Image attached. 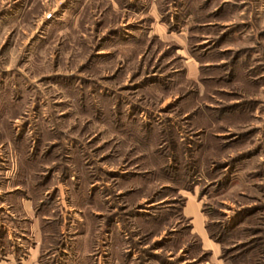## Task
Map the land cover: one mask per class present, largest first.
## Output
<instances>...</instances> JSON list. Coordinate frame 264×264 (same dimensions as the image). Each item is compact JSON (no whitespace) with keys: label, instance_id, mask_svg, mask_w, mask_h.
Listing matches in <instances>:
<instances>
[{"label":"rangeland","instance_id":"374dc122","mask_svg":"<svg viewBox=\"0 0 264 264\" xmlns=\"http://www.w3.org/2000/svg\"><path fill=\"white\" fill-rule=\"evenodd\" d=\"M26 214L40 264H264V0H0V224Z\"/></svg>","mask_w":264,"mask_h":264},{"label":"crops","instance_id":"0c3cea01","mask_svg":"<svg viewBox=\"0 0 264 264\" xmlns=\"http://www.w3.org/2000/svg\"><path fill=\"white\" fill-rule=\"evenodd\" d=\"M26 201L27 202L24 203L26 205H23V209L26 208L27 211L28 210L30 211L32 209V203L30 200L29 201L26 200ZM10 216H12L14 219H16L15 218L16 215L14 214V212H11ZM27 219H29L30 222L26 221ZM19 220H21V221L20 222L11 221L12 223H15V224L18 223V225H14L13 228L9 227V225H7L6 221L1 222L0 225L5 226V231H6L5 233L8 234V235H6L7 237H11V235H13L14 233L12 230L9 231L6 229L10 228V229L16 230V228L17 229L21 228L24 231H28L27 233H29L31 235L29 238L30 240H26V242L25 241L16 242L12 238H6L5 242H7L9 244L10 248H8L7 250H4V256L1 257L0 260L5 261L4 263L9 262V264H12L13 260H15L17 258H24L23 256L26 254L27 261L29 260V261L33 262V264H36V263L40 264L41 252L43 250H44V252L47 251V248L42 249L43 244L47 245V227L44 226L45 224H43V223L41 224V221H43V219H38V220H36L35 218L30 219L28 214L24 215L23 218L19 219ZM25 221L29 222L27 224V227L25 226L27 229L22 227L23 224H21V223H26ZM18 227H20V228H18ZM42 227H45V228H42ZM27 233H25V235H27ZM22 234H24V233L22 232ZM21 244L25 245V247L27 249L26 253L24 252V254L20 253L21 248H19L20 247L19 245H21ZM3 247L5 248L4 245H2V248Z\"/></svg>","mask_w":264,"mask_h":264},{"label":"trees","instance_id":"16d2710c","mask_svg":"<svg viewBox=\"0 0 264 264\" xmlns=\"http://www.w3.org/2000/svg\"><path fill=\"white\" fill-rule=\"evenodd\" d=\"M45 227H46V226H45ZM45 227H42V228H45ZM2 238H3V241L5 242V240H6V236H5V237L2 236Z\"/></svg>","mask_w":264,"mask_h":264}]
</instances>
